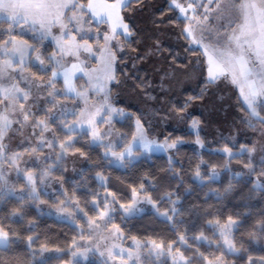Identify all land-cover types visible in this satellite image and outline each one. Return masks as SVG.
Instances as JSON below:
<instances>
[{
    "label": "rangeland",
    "instance_id": "1",
    "mask_svg": "<svg viewBox=\"0 0 264 264\" xmlns=\"http://www.w3.org/2000/svg\"><path fill=\"white\" fill-rule=\"evenodd\" d=\"M109 2H111V0H109ZM181 2L183 3L184 0H181ZM204 2L207 4V0H204ZM228 4L229 0H222V7L226 9L225 15L228 14ZM212 7H214V5ZM197 11L198 13H203L204 9L199 8ZM68 15H71V13L69 12ZM121 15L124 18V22L127 23L123 10ZM189 15H191V13H189ZM181 16L184 17L182 14ZM212 16H215V13H212ZM131 17L140 22L143 29H145L144 33H146V38L143 37L144 40L143 42L141 41L140 50L132 57L131 62H125L120 59V56L123 53L122 39H127L130 36H125L121 31L120 35L110 41L109 47L116 55V61L113 68L118 83L115 81L108 82L106 91L108 93V104L111 108L116 109L117 111L111 113L110 119L107 109H103L96 117L95 128L101 133L100 141H92V133L87 130V125H85L84 128L77 127L76 131L69 133L61 123V121H63L64 123L72 124L77 120L78 117L73 116L72 113L79 112V110L84 107L83 101L59 97L61 104L63 105V115H61L62 109L59 105L53 110L54 114H47V109L51 107V104L44 99H40L36 103H34L32 99L24 102L27 106L31 107L35 119L47 120L48 115H52V119L48 120V125L51 131L45 132L44 137L47 140H55V148L50 149L47 146H44L39 150V160H36L35 157L25 155L24 161H27V163L22 161L20 164L21 168L29 169L37 173V191L39 193V198L36 200L28 199V202L34 205L42 215L53 216L76 226L79 224V217L85 218L87 223L90 219L78 201L66 194L64 185L65 179H73L74 177L81 175L88 165L85 156L81 155V152L70 149L69 152L62 155L60 154L61 150L59 148V143L62 140H66L68 136L72 137L74 143L84 132H86L88 133L89 140L92 144H100L104 146V154L106 153V147L109 144L112 145V151L117 153L123 151L127 145L132 144V156H125L124 160H119L117 157L113 156L111 152L107 155L105 154L109 159V164L120 168H124L127 164L133 163L141 158H149L154 154H164L173 159L174 150L177 147L171 149L153 148L152 151L145 152L136 144H133L132 139L128 142H124L121 133L115 127V121L123 120L133 113H135V124L136 120L139 119L144 127L147 138L155 141L157 145L164 144L165 141L168 143L173 142L170 141L167 136V130L171 128L189 129L196 134L198 133V138L203 145L201 146V144L197 143L200 147L209 146L214 150L223 153H225L223 151L224 147L217 146L221 139H227L230 142L235 143L240 138L254 136L251 133L253 131L252 125H254V123L253 121H251V124L244 122L247 119V116L239 113L236 104V98H240L239 88L238 86L233 85L230 80H224L222 78L215 84L207 86L204 84V96L200 100L191 102L188 99L185 100L182 98L181 94L184 91L188 89L195 90L200 83H205L206 80V65L202 66L204 57L201 55L202 49L199 48L198 45H191V47L197 51L189 61V65H171L168 58L169 54L165 49V45L168 46L169 44H173L175 43V39H177L171 28L165 27L156 41H150L148 36L155 34L152 27H146L148 26L147 24H150L149 20L151 19V11H144L142 16H138V19L134 14H132ZM0 20H3L2 16H0ZM84 21L83 28L85 30L90 29L88 33L89 44L92 45L94 54L81 51L79 61H77L75 57L69 56L65 57L62 62L67 66H70L72 63L82 62L81 66L86 72H91L95 69L96 72L93 73V76L103 77L104 65L100 59L101 53L98 50V46L103 47L105 43L103 39L104 35H110L109 25L98 23L95 18H91L90 13L84 16ZM206 26L209 28L218 26V21L213 20L210 17ZM0 27L7 29L8 25L5 23L0 25ZM69 28L72 29L73 26L69 25ZM52 34L53 36L60 35L59 26L52 29ZM72 34L77 35V40H79L80 34H77L74 29ZM14 35H16L18 40L22 39L28 41L30 44H34L39 48L41 56L45 58V65L41 66L39 62L35 60L36 54L32 53V58L26 63V70L21 73L20 70L17 69L16 72L12 73L16 80L20 81L19 86L27 90L29 88V83L27 80H24L23 77H29V79L42 77L44 80H47L50 77L51 72L45 71L44 69L50 67L46 58L56 51V43L51 37L43 40L41 43L39 41V34L29 31L27 26H24L23 30H21L20 27H17ZM197 35H199V33H197ZM7 38V33L0 31V39ZM178 56H181V52ZM127 67L128 70L126 69ZM34 69H37L42 74H36ZM118 71L121 73L118 74ZM143 71H145V73ZM141 72H143V74H141ZM11 82L13 81H8V83ZM74 83L78 90L88 91L90 104H96L99 106L103 103L102 98L104 93L101 92L97 94V92L91 87L87 75L82 72H77L74 77ZM56 88L63 89L62 77L58 78ZM31 91L33 96H35L36 89L32 88ZM40 95L46 96V92H43ZM174 101H177V103L182 102L183 104H185L186 101H189L190 105L185 108V110L179 111V109L174 106ZM194 120L199 121L196 128L192 127V122ZM17 127L18 125H13L14 129ZM254 130L256 132L253 146L256 147L257 151L249 153L252 166L258 164L264 154V152L260 151L261 145L264 144V128L258 126ZM35 131L37 135L33 136V129L29 125L24 130V136H20L15 132H9V137H11V139L6 140L9 151L23 152L25 148L35 147L39 138L40 129H35ZM134 135H136V131ZM25 137H27V139H25ZM22 139L25 140L23 144H21ZM177 141H179L177 145L183 143V140ZM213 144L217 147L211 146ZM247 148H249L248 145H243L239 150L230 149L232 150V155H234L243 152ZM58 155H60V159H57ZM45 157H47V159H45ZM48 166H51L50 174L45 177L43 183H41L39 181V173L41 169ZM4 173L8 179V186L15 189V194L12 196L18 198L23 196L24 198H27L26 191L24 193L20 192L21 187L26 185V180L24 179L23 174L18 176L15 169L9 168L7 165L4 166ZM238 173L240 175L243 173L249 175V169L245 167L241 168ZM218 177L219 173L213 171L212 178ZM97 179L101 186H106V177L103 174L97 175ZM256 179L257 185H264V179L262 177L259 178L256 176ZM20 180H22L23 183ZM102 198L105 201L104 208L98 207L97 200H95L93 204L98 207L99 213L101 211H106L107 215L103 220L99 219V213L96 217L91 218L99 224V227L96 228L95 225L90 227L88 224V235L80 237L75 241L76 246L73 247L72 245L69 249V261L63 264H77L79 262L81 264H88L93 260H97L102 264H187V259L180 251H175L172 245L171 252H169L168 245L163 244L164 249L162 253L157 255L155 250L150 251L151 244L149 242L151 240L135 238V241L140 242V248L137 250L136 243L133 239L134 237L125 238L121 229L112 223L115 211L114 195L108 190H105L102 193ZM149 199V197L137 193L135 203L133 204L132 202L129 204L133 205V210L131 212L125 211V207L129 205H123L124 207L120 206L123 216L130 217L141 215L146 212H156L161 217H165L162 213H168V211L159 212L157 204L151 201V199V202H149ZM173 208H175L174 205L170 206L171 214L168 213L172 218L175 214L172 212ZM12 217L20 218L21 213L19 212L17 215H12ZM172 218L170 220H172ZM232 220L235 223L231 226L229 239L233 241V233L237 227L238 221L235 219ZM227 222L228 221L219 223V225L214 222L212 225L215 226V231L221 238L225 253L230 254L235 253L236 251H228L227 246L224 245L223 237L220 234L221 226L226 225ZM117 227L119 228V232H117ZM198 239L203 240L204 237L199 236ZM179 240L184 243V239L181 240L180 238ZM113 245H116L117 247L113 248ZM45 248L46 247H41L38 250L39 254L34 261L38 260L43 262L49 257L62 254L61 250L48 248H46L47 250H44ZM109 249L112 250L113 257H109ZM120 249L125 250L123 257L117 255L120 252ZM32 250L33 252L37 251L35 249ZM74 251L77 252L76 256L72 255ZM129 251L133 253L131 259L128 258ZM101 252H103L104 255H101ZM137 254L139 255V259H137ZM181 256L183 258H181ZM219 257H221V261L217 262V264H227L224 255ZM209 261L215 262L216 258ZM30 264H34V262Z\"/></svg>",
    "mask_w": 264,
    "mask_h": 264
},
{
    "label": "trees",
    "instance_id": "2",
    "mask_svg": "<svg viewBox=\"0 0 264 264\" xmlns=\"http://www.w3.org/2000/svg\"><path fill=\"white\" fill-rule=\"evenodd\" d=\"M79 3H87V0H79ZM147 10L151 11V19L146 27L150 26L155 31L154 35H147L149 40L156 41L165 27L171 28L177 39L175 43L165 45L169 61L171 65H189L197 50L190 47L189 40L182 34L187 20L181 16L172 0H142L139 4L133 0V3L123 10L133 34L127 39H122L123 53L120 59L131 62L132 57L139 52L146 33L140 22L134 20L131 15H136L138 19V16H142ZM180 52L181 56H178ZM126 69L128 70V67ZM34 72L42 74L37 69H34ZM120 73L118 71V74ZM204 84L200 83L195 90L184 91L182 98H195L189 100L191 102L202 99ZM189 101L185 104L174 101V106L179 111L185 110L190 105ZM236 102L239 113L246 116L242 111L243 101L237 97ZM134 114L115 121V127L124 142H128L135 134ZM261 115H264V112H261ZM252 121L254 125L251 133L255 136L254 129L258 126L264 128V125L255 119ZM167 136L170 141L183 140V143L175 148L173 159L164 154H154L120 168L109 164V159L104 154V146L92 144L88 133L84 132L74 142L72 149H79L88 165L81 175L65 179L66 194L76 199L86 215L92 218L98 215V207H105L102 193L108 190L115 197L112 223L121 229L125 238L134 237L172 245L175 251H180L187 259V264H207L209 260L221 255L225 256L227 264H249V257L252 258L253 264H264V187H257L256 179V176L264 179V176H260L261 170L264 169L261 161L253 165L254 172L237 176L240 169L251 161L248 148L239 154L228 156L209 146L200 147L196 143L198 133L189 129L171 128L167 130ZM254 136L240 138L235 143L221 139L217 146H227L233 150H239L243 145L251 148L255 142ZM211 146L217 147L214 144ZM197 171L200 173L199 177L196 175ZM213 171L219 173L218 178H212ZM98 174L106 177L105 187L100 185ZM230 184L232 188L226 191ZM133 188L137 189L138 194L145 195L156 203L159 212L168 211L171 214L170 206L174 205L176 212L172 220L161 217L156 212L123 216L120 206L133 202ZM95 200L98 201V207L93 204ZM18 209L21 217L13 218V213ZM229 217L238 221L233 233V243L237 250L235 253L226 254L212 223H224ZM0 222L10 232L16 233L8 247L0 248V264H63L70 259L69 249L73 242L88 235V223L85 218L79 217V224L76 226L53 216L42 215L28 202V198L21 200L9 196L0 200ZM28 236L33 237L30 246ZM181 236L184 243L179 240ZM199 236L204 239L199 240ZM41 247L58 249L62 254L49 257L43 262L34 261ZM32 249L37 251L33 252ZM88 264L102 263L93 260Z\"/></svg>",
    "mask_w": 264,
    "mask_h": 264
},
{
    "label": "snow or ice",
    "instance_id": "3",
    "mask_svg": "<svg viewBox=\"0 0 264 264\" xmlns=\"http://www.w3.org/2000/svg\"><path fill=\"white\" fill-rule=\"evenodd\" d=\"M136 3H142V0H135ZM133 0H87L86 4L79 3V0H0V25L7 24V29L0 27V31L6 32L8 38L0 39V200L6 196L15 194V189L8 186V179L4 173V166L15 169L18 176L23 174L26 180V185L20 189L21 193L27 192V198L36 200L39 198L37 191V173L20 167L21 162L24 161V156L35 157L39 160V150L44 146L50 149L55 148V140H47L44 133L51 131L48 125V120L52 119V115H48V119H35L31 111V107L26 103L30 99L34 103L40 99L46 100L51 104L47 109V114H54L53 110L59 105L63 112V105L59 97L64 99H74L83 101L84 107L79 112H73L72 115L78 117L72 124H67L61 121L64 128L69 133L76 131L77 127L84 128L87 125V130L92 133V141H100L101 133L96 128V117L103 109H107L110 115L116 112V109L111 108L108 104V93L106 91L108 82H117L113 65L116 61V55L109 47L110 41L115 39L118 35L124 34L131 36L133 32L129 25L124 22L121 15L122 10L128 8ZM186 3V6H185ZM175 8L180 10L187 20V25L184 27L182 34L184 38L189 40L190 47L195 44L202 49L201 55L204 57L203 65H206V80L205 84L212 85L220 81L230 80L233 85L238 86L240 92V99L243 101L242 111L246 113L247 119L244 121L251 124L253 119L259 121L264 125V0H229L228 14L225 15L226 9L222 7V0H172ZM214 5V7H212ZM203 8V13H198V9ZM71 15H68V13ZM90 13L91 18H95L98 23L108 24L110 28V35L105 34L104 46L99 47L100 59L104 65V75L93 76L96 72L93 69L91 72H86L81 66V63H72L67 66L62 61L65 57H75L77 61L80 60L81 51L93 53V47L89 44V30L83 28L84 16ZM191 13V15H189ZM215 13V16H212ZM210 17L218 21V26L209 28L206 26ZM69 25L73 28L70 29ZM27 26L29 31L39 34V41L51 37L56 43V51L53 52L46 59L50 67L44 69L50 71L51 75L47 80L42 77L29 79L23 77L29 83V88H21L20 81L12 75L17 69L23 73L26 70V63L32 58V53H35V60L41 66L45 65V58L40 54L39 48L34 44H30L26 40H18L14 32L17 27L23 30ZM59 26L60 35L53 36L52 29ZM73 29L79 35H73ZM120 30V31H118ZM82 33V34H81ZM199 33V35H197ZM98 44V42H97ZM94 54V53H93ZM59 57V58H58ZM77 72H82L89 77L91 87L97 94L103 92V103L99 106L90 104L87 90H78L74 77ZM59 77L63 78V89H57L56 83ZM8 81H13L8 83ZM32 88L36 89V95L33 96ZM204 90H202L203 93ZM46 92V96L40 94ZM200 98V97H198ZM195 99L189 97V100ZM23 101V102H22ZM187 105H185L186 107ZM246 106V107H245ZM259 109V110H258ZM182 111V110H181ZM122 114V113H121ZM199 121L194 120L192 127L196 128ZM13 125H18L13 128ZM31 126L33 129L32 135L36 136L35 129H40L39 138L35 147L25 148L23 152H10L6 140L11 139L9 132H15L20 136H24L26 127ZM27 139V137H25ZM133 144H136L145 152L152 151L153 148L171 149L175 148L179 141H173L157 145L155 141L149 140L145 134V130L140 120H136V135L132 138ZM25 140H21L23 144ZM196 143L202 142L197 139ZM74 147L73 139L68 136L66 140L59 143L61 155L69 152ZM132 144L127 145L123 151H112V145L106 147V155L111 154L119 160H124L125 156H132ZM243 150V149H242ZM75 151L79 152V149ZM223 151L229 156H232V150L225 146ZM249 153L257 151L253 146L248 148ZM260 151L264 152V144L261 145ZM83 155V153H81ZM47 159V157H45ZM60 159V155L57 156ZM261 164L264 165V157L261 158ZM249 169V172H254L255 168L252 166L251 161L244 165ZM51 166L41 169L39 173V181L43 183L45 177L50 174ZM99 175V174H98ZM196 175L199 177L200 173L197 171ZM240 174L238 173L237 176ZM260 176H264V169L261 170ZM102 178V177H101ZM257 187H264L258 184ZM232 185H229L230 190ZM143 185H141V190ZM133 204L137 195V189H132ZM19 199L23 200L21 196ZM149 202L150 199H149ZM122 207H124L122 205ZM133 205L125 207L126 212H131ZM172 212L175 213L176 209L173 208ZM19 214V209L13 215ZM107 215L106 211L99 213V219L103 220ZM168 219L172 217L167 212L162 213ZM211 223V222H210ZM219 225V221H216ZM235 222L229 217L226 225L221 226V236L223 237L224 245L227 246L228 251H236L235 244L229 239V232L231 226ZM88 224L90 227L95 225L96 228L99 224L95 220L89 219ZM116 227V226H114ZM117 232L119 228L117 227ZM16 233L10 232L6 229L5 225L0 222V248H6L12 243V237ZM137 250L140 248V242L135 241ZM184 238L181 236V240ZM27 241L29 246L33 242V237L28 236ZM151 249L160 255L164 249L163 243L150 241ZM75 241L73 247H75ZM117 247L113 245V248ZM171 245H168V250L171 252ZM44 250H47L46 248ZM124 249H120L117 255L123 257ZM83 254V253H81ZM73 256L77 252L72 253ZM101 255H104L101 252ZM109 257H113L111 249L108 250ZM133 253L128 252V258L131 259ZM181 258H183L181 256ZM137 259L139 255L137 254ZM207 259V258H205ZM264 259V258H262ZM221 261V257H217L216 261H208V264H217ZM249 264H253L252 258L249 257Z\"/></svg>",
    "mask_w": 264,
    "mask_h": 264
}]
</instances>
